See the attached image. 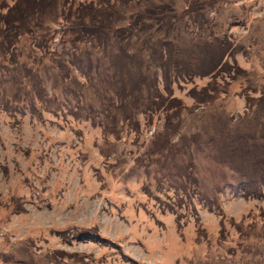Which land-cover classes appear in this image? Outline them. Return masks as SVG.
I'll return each mask as SVG.
<instances>
[{
    "label": "rangeland",
    "instance_id": "obj_1",
    "mask_svg": "<svg viewBox=\"0 0 264 264\" xmlns=\"http://www.w3.org/2000/svg\"><path fill=\"white\" fill-rule=\"evenodd\" d=\"M212 5L177 25L167 79L145 50L119 84L88 45V82L58 15L48 52L21 43L33 74L0 61V264H264V0ZM154 89L178 116L148 110Z\"/></svg>",
    "mask_w": 264,
    "mask_h": 264
},
{
    "label": "trees",
    "instance_id": "obj_2",
    "mask_svg": "<svg viewBox=\"0 0 264 264\" xmlns=\"http://www.w3.org/2000/svg\"><path fill=\"white\" fill-rule=\"evenodd\" d=\"M186 1L189 3V8L181 12L172 9L169 0H10L9 3L7 0H0V61L7 60L10 66L19 68L23 79L29 75L28 73L33 74V70L19 60V56L22 55L21 43L34 40L36 47L48 52L46 37L51 28L45 26V19L48 16L54 18L58 15L59 25L55 30H59L61 37H64L61 39L62 44L64 46L68 44L69 50L66 54H68L69 66L86 76L88 82H92V69L95 68L96 59H100L96 57L95 63L93 62L94 59L87 51L88 45L97 48L101 55L109 57L111 66L114 64L115 68L116 65L115 73L119 75V84H123L121 75L124 68L133 69L131 66L143 61L142 53L145 50L151 52L153 62L158 63V69L167 79L172 64V52L175 50L174 40L177 39V34L174 35V32L177 31V25L185 22L184 31L194 33L187 19L191 25L198 19L201 20L198 22L200 24L211 22L203 11L210 9L216 0ZM215 26L216 23L212 25L213 29L210 32ZM213 36L211 39V36L207 39L198 36V39L221 46L225 48V52L226 50L228 52L232 45H229L226 39ZM139 41H142L140 46L136 44ZM78 44L83 46L79 48ZM135 45L138 47L136 48ZM73 50H77L78 53L75 54ZM83 58L85 66H83ZM175 64L177 65L173 61L172 66ZM221 66L222 64L219 67ZM0 69L4 70L2 67ZM69 77L70 74L66 71L64 78ZM71 79L74 81L75 77ZM209 88L211 89L209 91H214L215 83H211ZM115 92L120 99L124 97L121 86L117 87ZM154 92L153 98L149 96L151 99L148 110L166 113V119L170 118L169 110H173L172 116H178L180 105L174 104L173 99L168 102V97H164L158 90L154 89ZM81 97L82 95H79L78 99L80 100ZM213 99V95L210 97L205 95L206 102H212ZM165 144L168 143H164L158 150L165 149ZM185 177L187 179V176ZM248 184L251 185L247 180V189L251 191L252 185L249 187ZM261 184L264 185V177H261ZM256 190L255 187L254 191L258 192Z\"/></svg>",
    "mask_w": 264,
    "mask_h": 264
}]
</instances>
